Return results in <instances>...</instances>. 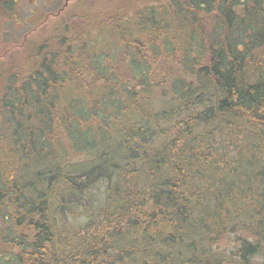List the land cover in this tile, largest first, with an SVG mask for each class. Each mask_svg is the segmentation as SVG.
<instances>
[{"label":"trees","instance_id":"1","mask_svg":"<svg viewBox=\"0 0 264 264\" xmlns=\"http://www.w3.org/2000/svg\"><path fill=\"white\" fill-rule=\"evenodd\" d=\"M119 21L6 83L0 264H262L264 0Z\"/></svg>","mask_w":264,"mask_h":264},{"label":"rangeland","instance_id":"2","mask_svg":"<svg viewBox=\"0 0 264 264\" xmlns=\"http://www.w3.org/2000/svg\"><path fill=\"white\" fill-rule=\"evenodd\" d=\"M157 1L165 0H19L16 6L0 7V97L7 82L18 86L32 67L37 69L36 63L45 54L49 57L47 51L53 52L55 63L61 60L60 50L69 45L77 44L78 49L84 44L83 53L95 56L104 44L105 49L111 48L112 59L107 64L118 68L117 63L125 59L121 55L114 59L112 48L119 37L113 29L115 22L123 19L118 22L122 23L125 16ZM39 48H44L42 53ZM257 259L264 264V257Z\"/></svg>","mask_w":264,"mask_h":264},{"label":"flooded vegetation","instance_id":"3","mask_svg":"<svg viewBox=\"0 0 264 264\" xmlns=\"http://www.w3.org/2000/svg\"><path fill=\"white\" fill-rule=\"evenodd\" d=\"M8 3H12L16 6L19 4V0H0V7L4 10V9H6V6Z\"/></svg>","mask_w":264,"mask_h":264}]
</instances>
